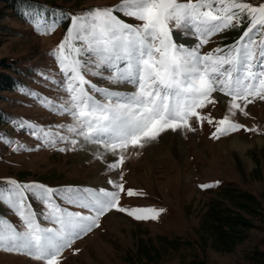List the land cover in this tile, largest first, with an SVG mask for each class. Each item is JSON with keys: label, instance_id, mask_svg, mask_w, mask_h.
I'll return each instance as SVG.
<instances>
[{"label": "snow or ice", "instance_id": "1", "mask_svg": "<svg viewBox=\"0 0 264 264\" xmlns=\"http://www.w3.org/2000/svg\"><path fill=\"white\" fill-rule=\"evenodd\" d=\"M45 11L37 8L24 15L41 34L68 22L63 39L49 52L58 71L40 73L45 86L61 95L21 91L70 119L47 126L12 121L39 141L37 148L49 145L63 152L95 145L97 159L103 160L104 153L114 158L106 171L117 172L129 149L142 148L165 131L194 132V121L214 125L215 139L241 129L258 131L232 117L237 112L247 116L248 105L264 101V0H120L79 14ZM228 30L240 31L232 44L201 51L213 36ZM174 33L194 43H179ZM88 76L129 84L133 90L102 88ZM214 93L226 108L217 121L201 111L217 103ZM0 142L13 151L33 150L11 138L0 137ZM60 143L65 147L57 148ZM123 179L120 172V182L110 177L109 187L97 188L12 178L0 182V203L19 218L13 224L0 217V250L28 255L40 264H62L65 249L98 227L110 211L136 220L157 218L162 209L121 206L122 193L138 195L125 189Z\"/></svg>", "mask_w": 264, "mask_h": 264}, {"label": "rangeland", "instance_id": "2", "mask_svg": "<svg viewBox=\"0 0 264 264\" xmlns=\"http://www.w3.org/2000/svg\"><path fill=\"white\" fill-rule=\"evenodd\" d=\"M120 0H26L17 9L6 8L0 0V60H6L12 71L21 70V85L4 92L0 107L10 121L0 127V137L11 138L33 150L13 151V146L0 142V182L12 178L21 182L36 181L49 186L109 187L111 177L118 181L123 173L125 189L138 195L121 194L126 208L162 209L155 219L136 220L126 213L113 210L100 218L99 226L75 240L65 249L62 264H264V101H255L245 109L247 116L237 112L232 119L247 128L219 139L212 138L214 125L193 122V131H165L142 148L129 149L126 160L117 172L106 171L114 158L104 153L95 156V145L75 151H58L39 143L20 130L12 121L21 119L40 125L67 122L41 106L22 89H30L49 98L61 93L45 86L40 73L58 71L49 52L66 32L68 22L61 23L50 34L38 33L24 13L33 9L79 14L95 7H110ZM259 3L262 0H249ZM130 24L139 23L121 16ZM240 31L228 30L213 36L201 51L230 45ZM179 43L191 45L174 33ZM98 86L114 91H132V85L113 84L105 79L88 76ZM215 105H208L202 114L217 121L226 114L220 94H213ZM180 136L176 152L171 143ZM233 136L238 139L230 140ZM235 140L242 143L234 144ZM246 144V146H243ZM65 147L64 143L57 148ZM103 152V149H100ZM83 154V157L81 156ZM120 182V181H118ZM218 182V183H217ZM213 184L210 188L200 185ZM39 207L38 205L36 206ZM0 217L13 224L19 218L0 203ZM116 219V220H115ZM118 219V220H117ZM78 249V252L75 250ZM75 252V254H74ZM0 264H40L25 254L0 250Z\"/></svg>", "mask_w": 264, "mask_h": 264}, {"label": "trees", "instance_id": "3", "mask_svg": "<svg viewBox=\"0 0 264 264\" xmlns=\"http://www.w3.org/2000/svg\"><path fill=\"white\" fill-rule=\"evenodd\" d=\"M5 3L6 8L17 9L21 2L26 0H1ZM0 64L8 67L10 64L6 60H0ZM21 70L14 68L12 71L2 68L0 71V100L5 99L4 92L14 90L18 85H21ZM10 121V117L4 109L0 107V127Z\"/></svg>", "mask_w": 264, "mask_h": 264}, {"label": "bare ground", "instance_id": "4", "mask_svg": "<svg viewBox=\"0 0 264 264\" xmlns=\"http://www.w3.org/2000/svg\"><path fill=\"white\" fill-rule=\"evenodd\" d=\"M176 139L171 143V146L173 147V149L176 151V152H179L180 154H182L181 150H182V146L180 147H177L176 145V142H180L178 140H180V136L177 134V137H175ZM239 137L238 136H233L232 138H230V140H234V139H238ZM236 143H242L241 141L239 140H235L234 141V144ZM243 146H246V144H243ZM81 156L83 157V154H81ZM116 220V219H115ZM118 220V219H117Z\"/></svg>", "mask_w": 264, "mask_h": 264}]
</instances>
